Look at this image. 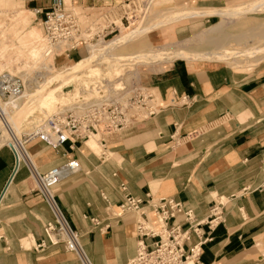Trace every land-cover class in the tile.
Masks as SVG:
<instances>
[{"label": "crops", "instance_id": "obj_1", "mask_svg": "<svg viewBox=\"0 0 264 264\" xmlns=\"http://www.w3.org/2000/svg\"><path fill=\"white\" fill-rule=\"evenodd\" d=\"M31 1L44 10L53 2ZM69 1L86 12L119 8L127 0ZM180 1L213 9L237 0ZM76 53L73 60L83 52ZM138 79L171 104L141 126L122 131L108 145L110 158L103 160L87 144L55 148L34 140L28 145L42 174L79 160L81 170L56 185V197L93 264H127L137 254L138 216L121 210L127 193L150 204L171 199L198 221L222 200L225 221L213 231L201 227L207 240L195 264H264V66L243 73L178 60L144 70ZM15 165L13 151L0 147V264H78L62 244L51 245L44 225L53 216L29 170ZM183 219V213L176 215L187 227ZM198 242L193 234L186 246Z\"/></svg>", "mask_w": 264, "mask_h": 264}, {"label": "built area", "instance_id": "obj_2", "mask_svg": "<svg viewBox=\"0 0 264 264\" xmlns=\"http://www.w3.org/2000/svg\"><path fill=\"white\" fill-rule=\"evenodd\" d=\"M153 1L127 0L119 8L84 12L77 10L72 4L67 5L65 0H54L52 7L44 14L45 57L58 56L62 50L69 57L73 51L89 53L94 46L104 48L108 42L107 39L116 32H121V25L125 27L124 21L130 26L135 25V22L142 17H146ZM120 9H122L121 12ZM36 12L42 11L37 9ZM138 14L141 15L138 16ZM108 79L102 78L95 84L84 83L87 85L85 86L87 91L88 87H94L92 88L94 91L89 96L82 94L80 98L70 103L68 109L52 114L34 131L18 135L7 125L10 138L5 145L14 153L16 162L14 169L24 165L29 170L36 182V192L43 198L53 216L52 220L44 225V233L51 245L62 244L66 251L74 253L78 264H93V262L81 242V233L72 228L59 205L56 185L65 176L80 171V162L71 158L63 165L53 167L42 174L31 156L28 144L34 140H40L57 148L69 142L74 149L87 144L89 138L95 136L103 147V157L107 149V134L112 132L118 134L126 128L139 125L159 115L166 107L165 103L158 99L155 91L141 85L139 79L134 81L121 79L115 85ZM24 91L25 82L21 77L6 71L0 72V101H17L23 97ZM0 117L4 118L1 107ZM224 205L222 200L215 202L210 209V216L198 221L193 212L185 211L181 203L171 199L163 197L150 204L144 203L137 196L125 194L121 206L122 212L138 216L136 221L138 251L127 264H188L190 261L195 264L199 262L202 245L207 240L204 238L201 227L206 226L207 230L213 231L221 222H224ZM182 213L184 214L183 222L187 224V227L176 221V215ZM152 214L158 219L160 224L158 229L153 227ZM193 234L197 236L199 242L187 247ZM147 238L156 240L148 245L145 243Z\"/></svg>", "mask_w": 264, "mask_h": 264}, {"label": "rangeland", "instance_id": "obj_3", "mask_svg": "<svg viewBox=\"0 0 264 264\" xmlns=\"http://www.w3.org/2000/svg\"><path fill=\"white\" fill-rule=\"evenodd\" d=\"M49 1V0H47ZM54 2V0H53ZM49 6L48 9H40V8H33V2H27V0H0V72L6 71L16 76L21 77L25 82L26 97L21 99L22 103L29 101L30 97L27 98V94L31 92L30 87H33L34 83L37 81H42L41 78H37L41 73H46L47 70L43 68V63L46 62L47 65H53L57 71L47 72L48 78L54 76L59 71L63 70L64 72L62 75H66L65 70L62 69L65 65L69 66L73 64L75 61H78L84 57L90 55L85 51H77V56H82L78 59L73 60V56L68 57L67 53L62 50L58 56H54V58L50 55V57H44V42L40 44V58L36 60V57H32L30 59L27 56V53L24 51L22 47L17 46L18 44H22L21 40H16L15 45H12L14 42V35L13 32L15 29L20 27V23L14 20L20 13L27 14L30 19V23L32 27H34L40 35L43 36L45 39V33L43 32V21L45 19V13L49 11L52 7ZM251 2V3H250ZM249 3L245 0H237L232 2L231 4H224L219 6L221 10L223 9H234L235 4H243L248 3L246 5H240L243 10H249L252 7H259L264 4V0H251ZM67 5H70L69 0H65ZM238 8H241V7ZM177 7H187L183 1L180 0H154L151 5L150 9H148V14L146 17H142L141 20L135 22V25L131 24L130 26L124 21V25H121V32H116L112 36H110L107 41H111L116 39L118 36H122L124 33L129 32L132 29H136L137 27H141V25H150V23L159 22V20H167L170 18L174 12L173 10ZM244 7V8H243ZM257 7V8H258ZM189 8V7H187ZM264 8V7H263ZM250 11V13H245L239 16H233L231 19L226 18L224 15H218L214 17L206 16H197L195 18H189L186 16L185 18L189 19H180L177 21H170L166 24L160 25L158 28L149 29L150 31L146 34L141 35V37H137L136 41H131L127 43V54L132 55V53H141L142 51L153 50L156 51L155 53H160L162 48H170L169 51L178 50V48L182 49H190L193 51H203L206 53L207 56L204 58H196L195 60L191 59H182V58H175L170 61H160L151 63V61H124L126 62L124 65L119 66L118 68H106L100 67V73L93 74L86 72L85 74H76L74 77L67 81V86L65 88L64 85L57 86L56 83L57 78H54L51 83L46 87V91L44 93L45 101H48V104H45V110H37L33 114L31 112H27L24 116H20L22 111L26 108L20 109L11 108L10 115L13 118L21 117L18 123V129L16 133L21 134L27 131H34L37 127L42 125L47 118L51 117L52 114L58 113L63 111L64 109H68L70 107V103L74 102L77 98H80L81 95L89 96L90 93L94 90V87H88V91L85 88L84 83H86V78L89 74L93 75L94 79L99 80L98 76H103L106 73H113V77L110 78L109 75L106 78H110V83L116 84V82H120L121 79H129V80H137L139 74L144 70H153V69H160L163 67L168 66L174 61L183 60L187 62L190 66L197 67V65L206 68H215L219 66L228 67L231 70L240 71L243 73H252V70L258 66H264V9ZM26 9V10H25ZM39 9L42 12L37 13L36 10ZM20 10V11H19ZM122 9H120L121 12ZM175 11V10H174ZM224 11V10H223ZM118 12V11H117ZM19 13V14H18ZM17 14V15H16ZM122 14V13H121ZM161 14V15H160ZM165 14V15H163ZM16 15V16H15ZM141 14H138V16ZM169 15V16H168ZM121 16V15H120ZM157 17V21L156 20ZM168 17V18H167ZM10 18V19H9ZM169 20V19H168ZM150 22V23H149ZM221 22L224 25L219 28L218 31L214 33H210L209 28L214 26V24ZM155 24V23H154ZM153 25V24H152ZM151 26V25H150ZM180 27L183 31L179 34L176 32V28ZM209 40L211 42H209ZM11 45V46H10ZM30 43L28 42V51H31L32 48L29 47ZM216 48L218 49H228L229 52H233V49L239 51L259 49L256 52L251 53L247 59L243 56H238L237 58H242L239 62L241 67H238L237 64L233 63L236 59L228 58L226 60H220L218 58L211 59L210 54ZM23 49V50H22ZM159 51V52H158ZM210 58V59H209ZM232 61V62H231ZM196 65V66H195ZM119 69V70H118ZM46 70V71H44ZM39 71V72H38ZM41 71V72H40ZM43 71V72H42ZM102 71L104 72L102 75ZM73 76V75H72ZM61 78H63L61 76ZM100 78V79H102ZM62 80V79H61ZM84 80V81H82ZM109 80V79H108ZM43 81H45L43 79ZM94 82V81H93ZM90 82L89 84H93ZM102 83V80H101ZM105 83V82H104ZM88 84V83H86ZM50 86V87H49ZM49 87V88H48ZM65 88L64 92L57 94L55 93L57 89ZM84 91V92H83ZM34 92V90H33ZM31 92V94L33 93ZM83 92V93H82ZM156 96L161 101L160 96L157 92ZM28 99V100H27ZM5 102V101H4ZM180 103L185 102L184 99L179 101ZM165 103V102H164ZM171 104L170 101L167 102ZM165 103V105H167ZM28 114V115H27ZM18 115V116H17ZM27 117V118H26ZM151 119V118H149ZM147 119V120H149ZM146 121V120H145ZM144 122V121H143ZM143 123L136 125L141 126ZM124 131V130H122ZM112 132L111 134H107L106 141H107V149L105 156L102 157V145L101 142L97 141L95 136H91L88 140L90 143V148L103 160L110 158L111 153L109 151L108 145L113 143L117 140L121 134ZM198 133L191 135L190 137L196 136ZM5 145V144H4ZM3 145V146H4ZM29 145V144H28ZM119 212V210L116 209ZM152 224L153 227L158 229L160 224L158 222L157 217L152 214ZM225 218V213H224ZM224 223V222H221Z\"/></svg>", "mask_w": 264, "mask_h": 264}, {"label": "bare ground", "instance_id": "obj_4", "mask_svg": "<svg viewBox=\"0 0 264 264\" xmlns=\"http://www.w3.org/2000/svg\"><path fill=\"white\" fill-rule=\"evenodd\" d=\"M248 3L235 4L234 9L230 10V9L226 8V9H223L224 11L221 10L220 8H216V7H214L213 9H203V8H196V7L195 8H180L179 7L175 11H173L174 14L170 18L167 17L169 20L168 19L167 20H159V22H157V23L154 22L155 24L149 22L151 26L145 25V27H144V25H141V27L139 26L136 29L134 28V29L130 30L129 32L124 33L122 36H118L116 39L108 41L104 48H101V47L96 48L94 46L93 48L90 49L91 51H90L89 56L84 57L78 61H75L73 64H71L69 66L65 67V65H64V67L62 69H64L65 72L67 71L65 73L66 75H62V73L64 71L61 70L57 74H55L54 76H51L48 78V75H46V73L51 72V71H57V69L52 64L47 65L46 62L43 63V68L46 69L47 72L41 73L37 77L39 79L41 78V80H42L41 82L37 81L34 83L33 87H30L31 92H33V90H34V92L32 94H31V92L29 94H27V98H29V97L31 98V99H29V101H27V102L25 101L23 103L21 101V99L26 97V91H27L26 88H25L23 97L20 98L19 100L11 101V102L0 101L1 111L4 114V118H5L4 119V118L0 117V147H2L4 144H6L10 138V132L7 128V125H9V127L13 131L16 130V132H17L18 123H19L21 117L24 116V114H26L27 112L28 113L31 112L33 114L37 110H41V111L45 110L44 109L45 104H48V101H45V99L43 97L44 96L43 92L46 91V87L49 85V83H51V81L54 78H57V80H60V81H57V83H56L57 86L64 85L66 88L67 81L69 82V79L74 77V75L85 74L86 72L93 73L96 75V74L101 72L99 69H100V67H103V65L105 66V69L107 67L108 68L114 67L116 69L119 66L124 65L126 63L124 61H127V60L128 61L137 60L140 62H142V61L146 62L149 60V61H151V63H154V62H160V61H166L167 62V61L173 60L175 58H177V59L182 58V59H189V60H191V59L195 60L196 58H200V59L204 58L205 56H207L205 52L198 51V50L193 51V50L184 49V48H182V49L178 48V50H175V51H169L170 48H162L160 50V53H155L156 51L148 50L145 52L142 51L141 53L138 52V53H132V55H129V54H127L128 52L126 51L127 50L126 44L131 42V41H136L137 37L140 38L141 35L148 33L150 31L149 29L158 28L160 25L166 24L167 22H170V21H177L178 19H183L186 16H189V17H195L196 16L197 17V16H204V15H206V16L224 15V16H226V18L231 19L233 16H239V15H242L245 13H250V11L260 10L264 7V4H263L262 6H260V8L257 6L258 8L252 7L247 11L243 10L240 5L244 6ZM239 6L241 8H238ZM163 15H165V14H163ZM14 20H16L20 23V27L15 29L13 32L15 39H14V42L12 43V45H15L16 40H21L22 44H18L17 46L25 49L24 51L27 53V56L30 59H32V57L35 56L36 57L35 61L39 60V58H40L39 54H40V48H41L40 44L42 43V41L44 42L43 36L40 35V33H38L34 27H32V25L30 23L29 16L27 14H24L22 12ZM155 21H157V17H156ZM223 25L224 24L221 22L214 24V26L209 28L210 33H214L216 31H218L219 28H221ZM28 42L30 43L29 47L32 48L31 51H28ZM209 42H211V41L209 40ZM258 50L259 49H255V48L254 49L252 48L251 50H245V51H239V50L233 49V52H229L228 49L216 48L213 52L208 53V54H210L211 59L212 58L213 59L218 58L220 60H226L228 58L235 57L234 59H236V61H234L233 63L237 64L238 67H241L239 65L238 61H240L242 58L238 59L237 57L243 56V57H246L247 59H249L248 57L251 56V53L256 52ZM51 56L54 58L53 55H51ZM46 70H44V71H46ZM103 73L104 72L102 71V75H104ZM112 74L106 73L103 76V78L106 79L107 75H109V77L112 78L113 77ZM61 76L63 78H61ZM98 77H99L98 78L99 80H100V78H102V76H98ZM110 78H109V81H110ZM43 79L45 81H43ZM86 79H87L86 83H88V85L92 81H95L93 84H95L96 82L99 81L97 79H94L93 75H91V74H89V76H87ZM82 81H84V80H82ZM65 88L57 89L55 93L60 94V93L64 92ZM20 106H22V108H26V109H24V111H22V114H20L21 117L13 118L10 115V109L13 107V108H16V110H17V108L20 109ZM87 145L89 147L91 146L90 143ZM259 248H260V246H259ZM188 264H194V263H193V261H190Z\"/></svg>", "mask_w": 264, "mask_h": 264}]
</instances>
